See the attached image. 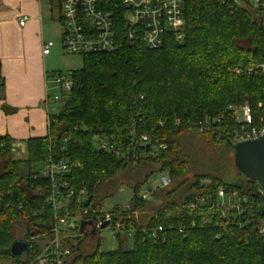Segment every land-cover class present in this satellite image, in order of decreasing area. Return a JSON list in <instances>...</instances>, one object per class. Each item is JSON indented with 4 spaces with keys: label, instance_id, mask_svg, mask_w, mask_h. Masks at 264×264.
<instances>
[{
    "label": "trees",
    "instance_id": "trees-1",
    "mask_svg": "<svg viewBox=\"0 0 264 264\" xmlns=\"http://www.w3.org/2000/svg\"><path fill=\"white\" fill-rule=\"evenodd\" d=\"M231 5L222 0H185L186 37L180 43L169 36L164 47L155 51L141 43L132 45L120 26L115 52L83 55V67L67 73L74 83L72 91L62 95L49 135L27 141L28 160H15L13 140L0 134V259L30 264L42 254L43 247L30 238L49 235L53 210L36 192L47 188L49 180L38 181L34 176L52 160L80 164L69 179L77 192L71 215L85 209L86 202H77L80 190L86 189L91 198L88 208L97 210L115 195L118 175L127 169L143 173L140 180H129L134 193L131 212L154 210L142 214L140 221L126 219L129 214L121 207L111 210L113 225L121 220L125 224L123 233L117 234L119 247L100 252L97 239L95 249L82 255L81 247L69 238L72 264H264V235L259 233L264 212L257 211L256 221L244 226L233 217L210 216L204 224L197 213L179 212L187 194L205 193L206 186L214 188L217 182L224 184L215 178L208 182L207 175L191 174L195 144L185 139L190 128L205 118L220 119L211 132L202 135L233 151L235 122L229 107L248 104L258 114V105L264 101V72L259 68L248 71L264 64V0L255 11ZM237 69L243 73L238 75ZM134 126L156 144L165 143L167 149L134 164L94 146L96 136L127 142ZM37 166L40 170L35 171ZM157 172H168L172 181L170 189L154 192L161 206L140 196L143 185ZM226 186L258 187L252 180L245 188ZM97 197L98 202L92 204ZM95 219L89 215L83 221ZM20 222L26 224L30 243L25 261L9 253L15 240L12 226ZM159 227L163 231L153 240L150 232ZM130 232L134 244L126 250L123 237H130Z\"/></svg>",
    "mask_w": 264,
    "mask_h": 264
},
{
    "label": "built area",
    "instance_id": "built-area-1",
    "mask_svg": "<svg viewBox=\"0 0 264 264\" xmlns=\"http://www.w3.org/2000/svg\"><path fill=\"white\" fill-rule=\"evenodd\" d=\"M41 8L42 0H37ZM55 1V0H54ZM224 4L238 6L249 11H255L262 7L263 0H222ZM185 0H61L59 4V23L62 29L61 47L68 55H83L112 53L118 49L117 29L120 26L124 29L125 38L132 45L141 43L149 50H160L164 47L167 37L172 36L177 42H182L185 36ZM27 17H22L20 26H24ZM55 43L45 42L42 44V53L47 56L51 53ZM261 69L264 72V64L255 65L248 69L250 73L254 69ZM240 75L243 70L237 69ZM55 89L60 91L59 95H51L48 91L45 103L48 110V135L49 126L55 113L51 112V104L59 103L62 95L72 91L73 81L67 73H54L51 75ZM229 109L234 115V126L231 137L234 144L255 140L264 135V101L259 103L258 114L248 104L241 106H230ZM220 119L205 118L190 128V133L202 135L211 132ZM164 124L160 123L162 127ZM94 146L104 152L114 154L118 159L125 162L137 164L140 159L145 158L143 153L156 156L160 151L167 149L165 143L156 144L149 135L141 133L137 126L130 133L127 142L116 139L109 140L105 137L96 136L93 138ZM147 150V151H146ZM80 167V164L68 161L46 162L44 169L35 175V179L49 180L47 188H38L45 198L46 203L53 210V220L49 226V235L31 237L30 240L45 242L42 254L39 255L34 264H72L74 255L66 240L71 237L72 225H79L89 215L96 217L92 221V227L101 230L105 222L114 227L115 223L111 210L106 213H99L85 207L76 215H71V204L76 197V188L69 181L70 175ZM172 185L169 173L166 172L160 184L156 185V192L159 189H168ZM205 193H194V198L186 202L179 209L190 213H197L207 224L210 216L217 219H228L233 217L234 221L241 225H248L256 221L257 211L264 209V187L256 189L238 190L217 182L215 187L206 186ZM151 191V189H150ZM153 195L141 196L146 202H155ZM88 194L82 189L77 194V202H87ZM128 213V220L138 221L139 217L146 212L132 211L127 205L121 209ZM140 215V216H139ZM80 222V223H79ZM196 227V219L193 221ZM259 233L264 235V224L261 222ZM108 226V227H109ZM125 224L117 223L115 231L123 233ZM163 227L153 229L150 236L153 240L158 237V232ZM130 236L133 232H130Z\"/></svg>",
    "mask_w": 264,
    "mask_h": 264
},
{
    "label": "crops",
    "instance_id": "crops-1",
    "mask_svg": "<svg viewBox=\"0 0 264 264\" xmlns=\"http://www.w3.org/2000/svg\"><path fill=\"white\" fill-rule=\"evenodd\" d=\"M47 1L51 16L47 25L60 26L54 0ZM43 15V5L40 8L37 0H0V134L13 140L18 161L28 160L27 141L48 135L45 99L50 83L53 85L51 75L63 72L49 66L56 44L49 55L42 53V44L51 37L50 28L45 31ZM22 17H27L24 26L19 24ZM80 236L75 245L81 249L85 242L98 238Z\"/></svg>",
    "mask_w": 264,
    "mask_h": 264
},
{
    "label": "rangeland",
    "instance_id": "rangeland-1",
    "mask_svg": "<svg viewBox=\"0 0 264 264\" xmlns=\"http://www.w3.org/2000/svg\"><path fill=\"white\" fill-rule=\"evenodd\" d=\"M56 8L55 13H58L59 11V4L55 0L54 1ZM43 18L45 21V31H48V28H50L47 23L49 22V19L51 18L49 13V3L47 0H43ZM59 15V13H58ZM51 37L48 41H54L56 44L55 48L53 49V54L49 60V66L54 71H63V73H70L71 71H75L76 69L79 70L83 67V59L80 56L77 55H68L63 52L61 47V32L62 29L60 26L55 23L53 27L50 28ZM49 93L53 96L59 95L60 91L58 89L54 88V85L50 83L49 86ZM61 105L59 103L51 104V110L53 113H56L60 110ZM186 141L191 140L195 144L194 153H192V156L190 158V163L192 167V173L194 175L203 174L209 176L208 182H210L212 178L221 180L226 185H236L242 188L246 187L247 182L250 180L241 174H239L235 168L234 165V154L233 151L229 150L224 145L214 143L210 140L209 137L206 135H194L192 133L185 136ZM148 155L147 153H143V156L145 157ZM27 167H24L22 170V173L24 175L27 174ZM35 171L40 170V167L37 166L34 168ZM166 174V172H157L153 174L143 185V187L140 190V196H143L144 194H148L150 197L153 195V192L156 189V185L160 184L161 177ZM143 177V173L140 174L132 169H127V171L120 173L118 175V183L119 189L115 193L113 197L105 199L99 207H97V212L99 213H106L110 210L115 209L116 207L124 208L131 202V199L133 198V189L132 186L129 185L130 181H137L140 180V178ZM171 188V187H170ZM168 188V189H170ZM151 189V191H150ZM155 197V196H154ZM99 198L95 199V201L92 204H96L98 202ZM162 203L160 202L161 206ZM154 213L153 209H149L146 211V216ZM140 216V215H139ZM141 217V216H140ZM140 217L138 221H140ZM262 223L264 224V219L262 220ZM79 231L77 233H71L72 242H76V239L80 238L81 235H84L85 237L88 234H92L94 236H97L96 240L94 241H87L85 244H83L81 253L82 255L91 253L95 249V243L97 242V239H99L100 243V252H111L113 250H116L119 247V241L117 237V231L112 226H109L103 230H97L95 228H92L90 224H87L85 222H81L79 225ZM12 232L13 237L15 240L23 239L26 235V224L25 222H20L18 224H15L12 226ZM83 232V233H82ZM80 233V234H79ZM126 237L124 238V249H131L133 247V239L132 237ZM36 243H39L41 246L45 244L42 240H38ZM22 261L26 260V256H23L21 258ZM0 264H15L13 259H0ZM34 264V262L30 263Z\"/></svg>",
    "mask_w": 264,
    "mask_h": 264
},
{
    "label": "water",
    "instance_id": "water-1",
    "mask_svg": "<svg viewBox=\"0 0 264 264\" xmlns=\"http://www.w3.org/2000/svg\"><path fill=\"white\" fill-rule=\"evenodd\" d=\"M234 154V165L239 174L255 181L258 186L264 187V135L258 139L245 141L237 144H232ZM194 198L193 193L186 195L184 201L190 202ZM91 203V198L85 203L88 207ZM155 205L159 206L160 201H155ZM264 212V209L262 210ZM85 222V221H83ZM92 225L93 223L85 222ZM109 222H105L101 226V230L109 226ZM93 226V225H92ZM72 232L79 231V226L72 225ZM83 233V232H82ZM30 251V243L26 239L13 240L9 253L18 259L27 256Z\"/></svg>",
    "mask_w": 264,
    "mask_h": 264
},
{
    "label": "flooded vegetation",
    "instance_id": "flooded-vegetation-1",
    "mask_svg": "<svg viewBox=\"0 0 264 264\" xmlns=\"http://www.w3.org/2000/svg\"><path fill=\"white\" fill-rule=\"evenodd\" d=\"M23 239H26V236H25ZM26 240H27V239H26Z\"/></svg>",
    "mask_w": 264,
    "mask_h": 264
}]
</instances>
